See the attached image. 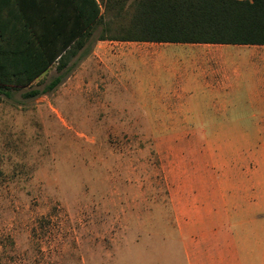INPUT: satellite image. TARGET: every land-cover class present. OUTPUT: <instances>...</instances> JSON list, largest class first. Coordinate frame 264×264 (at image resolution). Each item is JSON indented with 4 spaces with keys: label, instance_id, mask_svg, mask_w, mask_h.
Segmentation results:
<instances>
[{
    "label": "rangeland",
    "instance_id": "1",
    "mask_svg": "<svg viewBox=\"0 0 264 264\" xmlns=\"http://www.w3.org/2000/svg\"><path fill=\"white\" fill-rule=\"evenodd\" d=\"M99 1L90 42L139 4ZM85 61L49 93L25 95L57 64L1 96L0 264H209L229 234L264 264V128L144 127L155 107L113 104Z\"/></svg>",
    "mask_w": 264,
    "mask_h": 264
},
{
    "label": "crops",
    "instance_id": "2",
    "mask_svg": "<svg viewBox=\"0 0 264 264\" xmlns=\"http://www.w3.org/2000/svg\"><path fill=\"white\" fill-rule=\"evenodd\" d=\"M134 27L122 32L137 31ZM122 38L87 41L72 59L86 60L87 70L108 82L113 104L120 106L117 99L129 95L142 107L154 106L147 111L152 124L144 127L264 128V44ZM142 113L135 118L146 122ZM231 236L217 246L216 256H206L209 264H243L245 255L241 259ZM246 264L257 262L250 258Z\"/></svg>",
    "mask_w": 264,
    "mask_h": 264
},
{
    "label": "trees",
    "instance_id": "3",
    "mask_svg": "<svg viewBox=\"0 0 264 264\" xmlns=\"http://www.w3.org/2000/svg\"><path fill=\"white\" fill-rule=\"evenodd\" d=\"M102 17L99 0H0V100L57 64L45 88L25 95L54 90ZM133 25L122 39L264 44V0H139Z\"/></svg>",
    "mask_w": 264,
    "mask_h": 264
}]
</instances>
